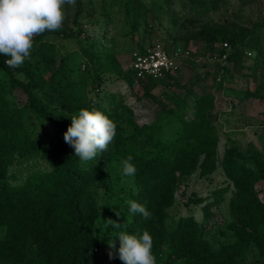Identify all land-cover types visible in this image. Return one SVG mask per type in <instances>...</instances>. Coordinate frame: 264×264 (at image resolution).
<instances>
[{
    "label": "trees",
    "instance_id": "16d2710c",
    "mask_svg": "<svg viewBox=\"0 0 264 264\" xmlns=\"http://www.w3.org/2000/svg\"><path fill=\"white\" fill-rule=\"evenodd\" d=\"M214 5L215 1H211L209 7ZM195 6L204 7L201 0L193 2L192 7ZM131 11L130 31H133L137 26L138 5L131 7ZM81 12L82 1L76 0L71 19L77 26L74 32H46L34 39L36 46L32 53L45 65L53 64V47L43 37L78 34L77 19ZM263 25L264 19L250 28L205 23L193 36L203 40L204 51L209 55L221 43H227L225 63L230 70L239 71L246 68L243 60L247 40L253 39ZM252 41L255 46L256 40ZM160 45L166 50L165 43ZM8 58L0 55V264H105L106 261L123 264L116 252L119 239L114 237L120 231L138 237L148 232L156 264H246L251 250L254 258L264 264V199L260 196L264 159L257 153L245 156L235 146H225L218 162L227 184L214 189L209 196L189 195L182 200L183 205H200V221L192 215H181L171 228L164 225L165 208L171 205L181 178L193 172L207 177L216 168L219 135L213 90L198 95L189 113L182 107L162 104L145 90L141 96L155 105L156 112L151 120L138 122L133 109L121 102L112 101L110 107L104 108L65 95L52 85V74L36 83L32 77L23 81L4 63ZM215 68L218 72L221 67L216 63ZM126 74L128 83L154 81L137 78L128 69ZM169 78L166 74L159 81ZM15 88L24 96L22 104L12 97ZM261 88L257 85L255 90ZM249 94L244 89L239 100ZM44 102L55 103V109L45 107ZM81 109L99 110L117 126L115 139L107 151L88 162L75 157L73 148L63 138L70 118ZM27 111L50 122L57 135L44 143L29 128ZM129 155L137 169L132 177L123 174L121 165ZM28 156L43 158L47 169L27 174L20 183H9L8 166L16 158ZM122 176L128 186L120 195H113L111 188ZM229 186L232 188L227 202L229 220L224 226L233 238L212 248L202 233L207 221L215 217L213 208ZM97 188L105 191L101 207ZM130 200L143 204L151 218L145 220L130 213ZM107 219L117 221L121 227H112ZM112 238L116 249L108 247Z\"/></svg>",
    "mask_w": 264,
    "mask_h": 264
},
{
    "label": "rangeland",
    "instance_id": "374dc122",
    "mask_svg": "<svg viewBox=\"0 0 264 264\" xmlns=\"http://www.w3.org/2000/svg\"><path fill=\"white\" fill-rule=\"evenodd\" d=\"M81 1L78 34L69 37L49 34L43 37L53 47V64L45 65L31 50L22 66L9 68L11 73L23 81L32 77L33 83L52 74V85L62 89L65 95L104 108L110 107L112 101L121 102L133 109L138 122L151 120L156 112L155 105L141 96L145 90L162 104L182 107L187 113L198 95L213 90L219 135L216 168L207 177H199L193 172L181 178L171 205L165 208L164 225L166 229L171 228L181 215H192L200 221V205H183L182 200L189 195L209 196L214 189L227 184L218 162L225 146H235L245 156L250 152L257 153L264 159V25L253 38L255 46L253 39L247 40L244 49L249 54H245L243 60L246 68L239 71L230 70L224 62L211 61L204 51L203 40L193 34L205 23L250 28L253 23L264 19V0H201L203 8L192 7V3L199 0H138V3L134 0ZM211 1H215L214 7H209ZM137 5V26L130 31L131 7ZM74 10L75 5L64 6L65 19L58 30L60 33L76 30L77 26L71 21ZM152 42L165 43L168 52L180 53L175 57L176 70L164 81L135 80L128 83L126 69L131 52ZM35 46L33 43L32 49ZM184 53L186 55L182 56ZM216 63L221 67L218 72ZM257 85L262 86L258 91L255 90ZM244 89L250 94L239 100ZM12 97L17 104L24 101L18 88L12 90ZM44 105L55 109L53 102H44ZM26 122L44 143L57 135L50 122L30 111L26 112ZM120 124L126 130L125 125ZM45 169L46 161L39 156L16 158L7 168V181L20 183L27 174ZM127 186L128 181L122 176L111 188L115 192L113 195H120V191L123 193ZM260 186V196L264 199V182ZM96 191L101 207L105 191L102 188ZM231 195L232 188L229 186L213 208L215 217L207 221V228L202 233L212 248L233 238L224 226L229 220L227 202ZM219 219L222 221L218 222ZM105 264L111 262L106 261ZM246 264H260V260L254 258L253 250Z\"/></svg>",
    "mask_w": 264,
    "mask_h": 264
},
{
    "label": "clouds",
    "instance_id": "9594fccd",
    "mask_svg": "<svg viewBox=\"0 0 264 264\" xmlns=\"http://www.w3.org/2000/svg\"><path fill=\"white\" fill-rule=\"evenodd\" d=\"M75 3L76 0H0V55L9 57L4 61L7 67L22 66L30 56L34 39L46 32L60 30L65 19L64 6ZM70 119L63 138L73 148L75 157L82 162L96 160L115 139V122L99 110L81 109ZM132 159L129 155L121 161L125 176L132 177L137 171ZM128 204L130 213L139 214L145 220L151 218L152 214L143 204L132 200ZM115 214L120 217L118 212ZM107 223L114 228L121 227L112 219H107ZM123 227L126 229L127 225ZM114 237L119 239V248L116 249L113 238L108 242V247L116 249L123 264H156L152 238L148 232L138 237L120 231ZM108 256L109 259L113 258L111 251Z\"/></svg>",
    "mask_w": 264,
    "mask_h": 264
},
{
    "label": "built area",
    "instance_id": "2783aa9c",
    "mask_svg": "<svg viewBox=\"0 0 264 264\" xmlns=\"http://www.w3.org/2000/svg\"><path fill=\"white\" fill-rule=\"evenodd\" d=\"M229 47L227 43H221L217 50L209 55V59L215 62H224ZM180 53L167 52L159 43L144 46L141 50L132 51L127 69L132 71L137 78H149L159 80L168 75H172L177 65L175 57ZM245 54H249L246 52ZM186 53L182 54L185 56Z\"/></svg>",
    "mask_w": 264,
    "mask_h": 264
}]
</instances>
